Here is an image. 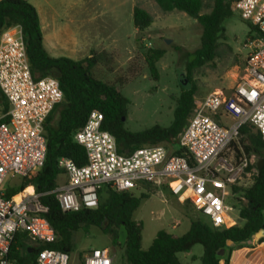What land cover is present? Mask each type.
<instances>
[{
    "label": "built area",
    "instance_id": "built-area-1",
    "mask_svg": "<svg viewBox=\"0 0 264 264\" xmlns=\"http://www.w3.org/2000/svg\"><path fill=\"white\" fill-rule=\"evenodd\" d=\"M230 9L255 27L257 35L243 44L248 48L246 63L230 93L214 90L196 100L175 141L186 155L169 153L161 144L120 154L115 137L102 129L103 114L91 110L74 133L85 150V164L60 158L65 180L48 192L63 211L96 208L104 188L132 191L145 183L166 186L213 227L238 224L228 215V198L236 202L241 195L233 188H249L259 170L257 156L239 144L240 127L251 123L264 140V0H234ZM0 90L8 103L6 113L0 112V264H16L10 251L17 235L36 250V264H69L68 253L41 248L54 242L56 234L35 187L29 184L11 197L2 189L9 177L29 179L42 167L47 151L44 122L63 98L55 77L33 76L19 24L0 31ZM113 259L107 247L90 248L80 264H112Z\"/></svg>",
    "mask_w": 264,
    "mask_h": 264
},
{
    "label": "trees",
    "instance_id": "trees-1",
    "mask_svg": "<svg viewBox=\"0 0 264 264\" xmlns=\"http://www.w3.org/2000/svg\"><path fill=\"white\" fill-rule=\"evenodd\" d=\"M152 1L160 14L179 11L196 20L201 26L200 43L196 49L185 53L188 59V83L181 82L187 87L182 88L175 99L171 123L166 127L153 125L142 131L130 132L124 128L123 123L128 100L116 85L93 75L94 52L79 60L50 56L42 44L35 7L28 0H0V31L8 25L19 24L33 76L55 77L63 93L62 100L55 105L44 122L47 142L44 164L31 178L21 179L17 187L7 188L5 192L11 197L32 184L40 194V202L47 207L44 216L56 234L54 242L44 244L41 248L60 250L70 255L74 250L75 233L79 230L88 231L91 226H95L110 238L114 247L120 249L118 259L115 262L113 259L112 264H182L176 254L189 250L195 244L203 246L200 264H228L234 245H240L254 234L264 231V163L249 188H233L244 199L239 209V217L244 221L242 225L216 228L210 222L193 219L188 231L181 236L159 230L147 249L141 248L142 224L134 220L132 214L149 192L135 196L132 191L104 188L106 197L102 200L101 190L96 208H81L78 211H63L55 195L48 193L59 185L58 176L65 174L64 169L58 165L60 158H69L79 166L85 164V150L74 140V133L84 125L91 110H98L103 114L102 129L115 137L120 154L127 155L136 148L163 142L176 145V138L185 127L196 104L197 86L190 78L192 70L216 60L235 57L223 26V22L234 13L230 9L231 0ZM153 20L152 12L136 0L132 8V21L137 32L147 29ZM250 27L255 28L252 25ZM175 49L181 48L176 46ZM164 52L163 49L149 48L145 54V62L152 79H158L156 62ZM7 110V100L0 90V112L6 113ZM55 113L57 118L52 122ZM7 120L8 117L5 116L3 121ZM239 133L244 151L254 153L258 160L264 161V140L254 125L243 124ZM173 153L186 155V151L179 147H175ZM121 225L127 231L123 246L117 240ZM228 241L233 246L228 245ZM258 241H264V237H260ZM28 249L31 247L26 243L25 237L17 235L10 256L16 260V264H36V250L29 252ZM79 256L81 261V253Z\"/></svg>",
    "mask_w": 264,
    "mask_h": 264
},
{
    "label": "rangeland",
    "instance_id": "rangeland-1",
    "mask_svg": "<svg viewBox=\"0 0 264 264\" xmlns=\"http://www.w3.org/2000/svg\"><path fill=\"white\" fill-rule=\"evenodd\" d=\"M152 12L154 20L145 30L137 32L132 21V10L123 7L119 23L114 30L117 41L123 46L118 52H94L95 62L93 75L105 82L117 86L121 94L128 100L124 128L130 132L142 131L153 125L168 126L173 118L175 99L182 88L180 76L187 80V51H193L199 46L201 26L186 13L173 11L166 15L160 14L152 0H137ZM234 0H231L230 4ZM136 0L134 1V3ZM227 42L233 47L235 57L216 60L194 68L190 74L191 81L197 86L196 100L214 90L225 94L235 86L237 74L240 75L246 63L248 48L243 47L247 38L255 37L257 30L240 18L234 12L223 22ZM166 40L168 42H166ZM179 46L181 49H175ZM149 48L163 49V56L156 62L158 79H152L145 62V54ZM238 80V79H237ZM55 113L52 122H55ZM171 153L177 144L159 143ZM239 144L241 141L239 139ZM65 176L59 175L58 184L64 182ZM21 183L19 176L9 177L2 186L3 190L17 187ZM106 189V188H105ZM105 189L101 191L102 200L106 197ZM149 192L142 198L134 210L132 218L142 224L141 248L147 249L159 230L174 236L185 234L193 219L209 223L208 217L198 212L189 202H181L172 195L166 186H153L142 183L132 190L135 196ZM242 197L235 202L228 198L231 209L228 215L235 219L238 225L243 224L239 217V209L243 203ZM107 247L114 254V262L118 259L120 249L113 246L110 238L97 227L91 226L88 231L79 230L74 235V250L70 253L69 264H80L83 256L90 248ZM203 253L201 244L193 245L189 250L178 252L177 258L182 264H200Z\"/></svg>",
    "mask_w": 264,
    "mask_h": 264
},
{
    "label": "crops",
    "instance_id": "crops-1",
    "mask_svg": "<svg viewBox=\"0 0 264 264\" xmlns=\"http://www.w3.org/2000/svg\"><path fill=\"white\" fill-rule=\"evenodd\" d=\"M28 1L36 9L46 52L52 57L79 60L92 51L118 52L123 45L114 30L123 7L132 10L135 0ZM263 252L264 241L249 239L234 245L228 264H260Z\"/></svg>",
    "mask_w": 264,
    "mask_h": 264
},
{
    "label": "water",
    "instance_id": "water-1",
    "mask_svg": "<svg viewBox=\"0 0 264 264\" xmlns=\"http://www.w3.org/2000/svg\"><path fill=\"white\" fill-rule=\"evenodd\" d=\"M166 42H168V41L166 40ZM180 80H183L184 81L183 76H180ZM263 163H264L263 159H259L258 162H257V168L260 169L262 167ZM260 237H264V231H260V232H258L256 234H254L250 239H252V240L254 239V241H257ZM126 238H127L126 228H125L124 225H121L120 228H119V230H118V238H117L118 243L121 246H123L124 243H125V241H126ZM231 243L232 242H230V241L227 242L228 245L231 244ZM28 251L29 252H32L33 249L32 248L31 249H28Z\"/></svg>",
    "mask_w": 264,
    "mask_h": 264
},
{
    "label": "bare ground",
    "instance_id": "bare-ground-1",
    "mask_svg": "<svg viewBox=\"0 0 264 264\" xmlns=\"http://www.w3.org/2000/svg\"><path fill=\"white\" fill-rule=\"evenodd\" d=\"M27 191H31V188H30V187H28V188H27Z\"/></svg>",
    "mask_w": 264,
    "mask_h": 264
}]
</instances>
